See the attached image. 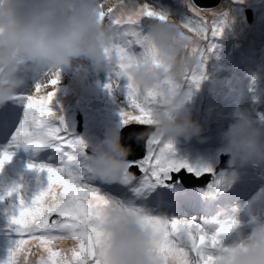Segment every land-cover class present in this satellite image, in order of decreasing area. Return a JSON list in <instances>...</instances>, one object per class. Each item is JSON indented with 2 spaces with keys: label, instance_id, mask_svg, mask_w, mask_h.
I'll return each mask as SVG.
<instances>
[{
  "label": "clouds",
  "instance_id": "obj_1",
  "mask_svg": "<svg viewBox=\"0 0 264 264\" xmlns=\"http://www.w3.org/2000/svg\"><path fill=\"white\" fill-rule=\"evenodd\" d=\"M114 6L115 0H0V107L12 101L26 82L20 74L21 68L27 72L40 68L46 76L81 60H87L88 65L92 63L97 71L111 68L113 61L106 50L117 42L116 32L107 20L102 21L101 12L107 15V9ZM165 15L168 18L163 22L148 20L145 35L157 54L160 66L136 54L129 75L140 91H158L161 94L159 103L153 108L154 124L150 135L154 134L162 143L173 145L180 137L190 140L201 132L187 107L191 92L185 90L183 84L197 63L191 49L201 47L202 42L182 35L183 24L174 20L170 13L165 12ZM97 74L94 79L74 76L63 87H69L66 91L79 92L94 88L95 93L100 94L96 90L106 87V78ZM165 81H174L180 87L169 92ZM75 94L73 92L71 101L60 108L59 117L68 136L70 132H84L87 122L86 113L79 106L80 101L73 97ZM96 102L99 106L104 101L96 95ZM143 135L139 134L138 138H143ZM134 137L131 134L128 141L132 143ZM224 137L226 151L230 155L229 166L264 165V128L257 126L250 114H241ZM57 145L64 144L58 142ZM91 152L87 159L89 171L101 181L118 182L128 170L127 157L131 149L122 145L117 135L106 136L92 147ZM132 170L131 167L130 173L135 174ZM235 178L236 173L233 172L225 182L231 183ZM181 185L183 182L179 184L180 188ZM109 215L111 219L105 225L108 238L102 250L104 264H164L155 248L153 232L137 217L115 210H110ZM71 246L70 241L62 244L64 248ZM216 264H264V218L254 219L251 234L245 240L219 252Z\"/></svg>",
  "mask_w": 264,
  "mask_h": 264
},
{
  "label": "snow or ice",
  "instance_id": "obj_2",
  "mask_svg": "<svg viewBox=\"0 0 264 264\" xmlns=\"http://www.w3.org/2000/svg\"><path fill=\"white\" fill-rule=\"evenodd\" d=\"M167 18L165 12L147 3H138L137 0H115V6L107 9V15L101 12L102 21L107 20L115 29L117 38L112 48L106 50L114 65L106 88L109 91L119 88L120 80H127V107L122 112L126 127L135 125L147 130L154 124L152 112L159 103L161 94L158 91L142 92L137 89L131 82L129 70L136 54L143 55L160 66L157 54L142 34L139 25L142 20L163 22ZM183 27L182 35L201 42L218 35L222 30L214 19L203 17L189 21ZM191 51L197 63L185 80L198 88L203 79L202 49L194 46ZM58 83L59 71L52 72L44 82L35 85L30 95L16 98L23 104L25 115L13 134L9 147L23 146L38 150L50 139L73 150L85 147L83 141L72 139L66 134L61 118L51 109ZM164 85L169 92H175L180 87L174 81H165ZM11 159V153L0 152V169ZM129 166L137 167L144 176L143 188L170 178L171 173L183 168H187L198 178L204 174H212L211 169L196 171L175 160L173 145L162 143L154 134L147 139L144 158ZM28 167L46 172L49 184L46 190L39 192L31 200L30 205H26L24 198L19 197L16 214L11 218V223L17 226L19 238L9 250L4 264H104L102 250L108 238L105 225L111 219L110 210L135 216L150 229L156 238L155 248L164 264H216L217 254L226 250L217 249L216 237L207 235L195 223L178 218L153 217L140 209L124 207L102 195L97 188L81 183L79 178L63 169L32 164ZM132 178L128 171L122 177L125 183ZM225 183L224 180H217L211 187L219 191ZM13 191L18 193L19 189H13L7 195L11 196ZM237 226L238 222L233 220L221 227L220 232H230ZM65 241H70L72 246L62 247ZM211 249L217 250L209 251Z\"/></svg>",
  "mask_w": 264,
  "mask_h": 264
},
{
  "label": "rangeland",
  "instance_id": "obj_3",
  "mask_svg": "<svg viewBox=\"0 0 264 264\" xmlns=\"http://www.w3.org/2000/svg\"><path fill=\"white\" fill-rule=\"evenodd\" d=\"M137 2L141 4L147 3L159 11L170 13L173 19L181 24H185L189 21H195L201 17L200 15L199 17L197 16L198 13L187 0H137ZM255 16L256 18L254 19ZM211 19H214L222 30L218 35L210 36L209 39L202 42L203 79L201 80L198 88L191 85L187 80H185L183 84V88L185 90H190L191 92V98L187 107L190 111L191 118L201 127V132L198 136H194L190 140L184 137L178 138L173 143V158L178 162L186 164L193 170L200 171L208 168L211 169L213 173L215 165L219 163L220 155H228L226 151L227 141L224 137V133L227 132L229 127L237 121L241 114L244 113L243 103L250 101V105H252V107L264 109V106H260V104L263 103L262 101H264V86H259L260 94H258L257 97L253 98L249 96L251 93L250 80L259 73L260 68L264 63V40H259L264 32V0H233L228 9L213 16ZM139 28L142 34L146 35L148 32V20H142ZM251 33L253 36L251 38H249L250 36L247 37L248 34ZM241 45H243V48ZM242 49L243 51H241ZM250 50L253 53L249 56L241 54V52H246L245 54L248 55ZM134 51L138 52L139 49H134ZM86 62L87 60L75 61L73 66L65 67L60 70L59 82L61 84L65 83L68 79L80 74ZM111 67L113 69L114 65ZM107 70L109 71V74H106V77H108L110 81V77L112 75L111 68H107ZM41 71L42 69L35 68L31 72H27L21 68L20 74L25 79V83H30V85L26 87V90H33L37 83L42 82L43 76H41ZM89 72L91 79L96 78L97 70L90 66ZM98 72L101 76L105 75L102 70ZM210 73L212 74L209 75ZM37 76L38 79L41 76V81H38L37 79L33 83V80H35L34 78ZM106 77L103 76V79ZM209 77L212 78L211 82L208 79ZM46 79L47 76L44 71V81ZM126 84L127 80L121 79L120 87L114 88L111 91L104 86L103 88L106 89L111 99L106 100L104 104L99 106H96L99 102L95 103L96 94L94 88H87L82 92H79L78 90L66 91L69 87H61L59 83L56 86V95L51 105L53 112L60 116V108H63V104L71 101L70 96L74 92L76 94L73 97L82 102H79V106L83 108V111L86 113L87 122L84 133L78 137L72 138L83 141L85 147L83 149L73 150L72 148L64 145L63 149L66 152L67 160H63L65 163L71 164L72 166H70V169L60 168L72 174L74 177L79 178L81 183H84L83 178L88 180V176L94 177L89 171L87 164V159L92 154V147L99 144L106 136L110 135H117L120 139V143L122 142L123 131L127 128L123 123L122 117V112L127 107ZM24 85L22 87H24ZM22 87L18 90V93L26 94ZM222 87L224 88L221 90ZM224 89L227 91L224 92ZM96 92L102 94L98 88ZM233 97L236 98V101L229 102V100ZM7 105L14 106V102H9ZM11 111L12 114L15 115L17 109H12ZM19 114L21 113L19 112ZM259 114L261 122L259 124L256 122L255 124L263 126L264 112L260 110ZM78 116L79 115L77 113L76 117ZM17 119L21 118H15L14 122H16ZM132 126L134 127L135 125ZM148 132H150V129H144L141 131L133 129L131 131L134 136L144 134L143 138L146 134H148ZM218 139L222 141V144H218L214 147L211 143L213 141H217ZM49 141L52 140L50 139ZM19 151L21 150L11 148L8 149V152L12 154V157L18 156ZM26 154L28 155V153ZM139 154L140 152L137 153V155ZM144 156L145 155L139 156L134 161L128 160L129 165H131L132 162H139L144 158ZM22 158L24 161H27L28 164L33 163V161H30L28 158ZM18 164L20 163L18 162ZM223 164L226 165L227 162H224ZM253 165L256 164H249L242 168L233 167L231 172H235L236 177H241L244 172L248 171L247 168H250ZM36 166H40V164H37ZM19 167L20 166L12 165V159L7 162L4 167L0 169V183L5 179H10L17 174H20L21 171ZM130 167L135 168V166H129L127 170L128 172ZM77 168L84 171L85 174L81 175L80 173L74 172L75 169L79 171ZM182 171L184 175H194L198 178L195 174L190 173L187 168H183L179 172L171 173L170 178L165 179L170 181L172 180V174H178ZM35 173H37V175H35ZM42 173H44V175ZM228 175L230 174L225 175L219 180L226 181ZM202 176L203 175L200 177ZM144 179L145 178L137 181L132 178L130 182L125 183L121 178L118 182L108 183V186L111 187L109 188L111 191L123 193L124 196H131L139 203L153 200L155 197H159L161 199L167 196L173 197L174 194L178 193L169 189H164V186L162 185L165 183L164 179L161 182L154 183L149 188H143ZM212 180L213 179L209 180L206 185L213 183ZM19 184L18 197H23L25 204L30 205L31 200L38 195L39 192L47 189L49 181L47 179L46 172H40L36 168H33L31 172L27 173V176L24 179V184H22V182ZM86 184L97 188L102 195L110 198L109 195L103 193L100 190V187L94 185V183ZM246 184L241 186L244 192L251 190L249 186L256 187V185L253 184L252 176L251 179L246 180ZM225 187H222L220 191L223 192ZM9 188L12 189L11 187ZM256 189V192L242 198L239 201L238 206L233 207L230 211H227V208L224 207V213L219 216L210 217L212 219L207 221L198 220L197 222H193L188 220L193 217L192 214L188 213L185 218L186 220L184 221L195 223L200 226L207 235L215 236L217 239V249L231 248L237 243L245 240L251 234L255 218H264V184L261 188L258 187ZM187 195H193V193H188ZM186 197L187 196L184 198ZM235 199H238L237 194H235ZM113 200L123 205L117 200V195ZM18 202L19 199L18 201L10 204V214L4 212L5 222L9 225V227L13 226V234L15 235V238L12 239V235H9L4 239L0 238V264H4L9 250L14 246L16 240L19 238L16 230L17 226L11 223V218L16 214ZM123 206L137 208L145 214L150 215L148 214L149 209L147 207L140 205ZM7 208L9 207H5L6 210ZM228 219L237 221L238 226L234 228L233 232V229L230 232H222L224 235L222 236L219 229L227 224L225 221H228ZM9 227L3 230L7 231ZM217 249H211L209 251L215 252Z\"/></svg>",
  "mask_w": 264,
  "mask_h": 264
},
{
  "label": "water",
  "instance_id": "obj_4",
  "mask_svg": "<svg viewBox=\"0 0 264 264\" xmlns=\"http://www.w3.org/2000/svg\"><path fill=\"white\" fill-rule=\"evenodd\" d=\"M188 3L195 9V11L204 19L212 18L213 16L221 13L222 11L228 9L232 4L233 0H187ZM135 129L138 131L144 130L143 128H138L136 126L128 127L127 130L122 134V142L121 144L127 148L131 149V154L127 157L128 160L134 161L137 157L145 154V143L148 139L150 132L144 136L143 139L138 138L139 135L134 137L132 143L128 141L129 136L132 134L131 131ZM135 147L137 148V152L134 153ZM140 152L139 155L137 153ZM230 161V156L222 157L220 166L216 169V172L219 170H225L228 168V163ZM227 162L226 165L223 163ZM133 173L136 174V170H132ZM180 178L183 182L184 186L187 188L192 187H204L209 180L212 179L210 175H204L201 178H196L193 175H184L183 172L179 174H172V181L169 184H175L177 182V178Z\"/></svg>",
  "mask_w": 264,
  "mask_h": 264
},
{
  "label": "trees",
  "instance_id": "obj_5",
  "mask_svg": "<svg viewBox=\"0 0 264 264\" xmlns=\"http://www.w3.org/2000/svg\"><path fill=\"white\" fill-rule=\"evenodd\" d=\"M259 40H261V41H263L264 40V32H263V34H262V36L259 38ZM241 47L243 48V45H241ZM241 51H243V49L241 50ZM243 53V52H242ZM246 52H244V56H249L250 54H252L253 52L250 50V53L248 54V55H246L245 54ZM263 71H264V63L262 64V66H261V68H260V71H259V73H258V76L261 78V79H263ZM64 155H65V157H64V159H67V157H66V152L64 151ZM64 155H62V157L64 156ZM233 169V167H229V169L227 170V171H224V172H220L219 174H218V177H216L215 179H221L222 177H224L225 175H227V174H231L232 172H231V170ZM264 177V176H263ZM251 179V178H250ZM242 181V179H240L239 177H236L235 179H234V181H232L231 183H228V185L225 187V189H224V192L223 193H225V194H227V195H229L231 192H234L233 194L235 195V194H237L238 195V198L239 197H241L242 196V192H241V190H240V185H241V182ZM215 183V182H214ZM230 196V195H229ZM157 198V197H156ZM175 199H177V200H184V198L182 197H177V198H175ZM216 199H217V197H216ZM166 202H170L172 205H174V202H173V199L172 198H169L168 197V199L166 200ZM175 207H176V205H175Z\"/></svg>",
  "mask_w": 264,
  "mask_h": 264
},
{
  "label": "bare ground",
  "instance_id": "obj_6",
  "mask_svg": "<svg viewBox=\"0 0 264 264\" xmlns=\"http://www.w3.org/2000/svg\"><path fill=\"white\" fill-rule=\"evenodd\" d=\"M250 36V37H249ZM253 36V34L251 33V34H248V36L247 37H249V38H251ZM212 73H210L209 75H211ZM209 79V81L211 82L212 80V78L211 77H209L208 78ZM80 103H82L81 101H80ZM12 107L11 106H9V105H5V109L6 110H8V109H11ZM13 109V108H12ZM3 116H5V115H3ZM0 121L5 125V126H8L6 123H4V121H2L1 119H0ZM137 152V148L135 147V149H134V153H136ZM112 189H114V188H112ZM126 191V190H125ZM177 206H178V204H177Z\"/></svg>",
  "mask_w": 264,
  "mask_h": 264
}]
</instances>
